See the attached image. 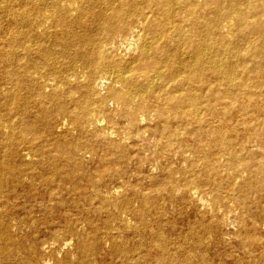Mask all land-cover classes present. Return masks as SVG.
<instances>
[{
	"label": "rangeland",
	"instance_id": "1",
	"mask_svg": "<svg viewBox=\"0 0 264 264\" xmlns=\"http://www.w3.org/2000/svg\"><path fill=\"white\" fill-rule=\"evenodd\" d=\"M72 2L75 0H62L66 5ZM72 8L73 5L65 23L77 15ZM55 15L40 27L39 24H36L38 28L31 27L29 33L56 29L59 18ZM235 19L236 14L230 12L228 20L235 22ZM253 22L250 19L249 29ZM10 29L11 25L5 22L0 45L6 42ZM229 32L226 31L232 38ZM178 39L191 46L199 41L188 22ZM114 43L115 54L124 61L140 54L127 41L116 39ZM3 58L0 53V61ZM231 58L237 62L236 57ZM17 63L33 79L31 94L36 99L52 92L63 96L68 91L77 99L79 93L70 89L65 80L68 78L72 84L90 83L93 88L101 77L113 83V77L101 69L95 71L92 82L80 65L66 72L60 62H53L52 70L61 71L56 76L53 72L30 69L24 55ZM15 79L12 69L0 73V97L10 94L6 81ZM138 80H143L140 75ZM115 87L120 89L121 84L115 83ZM106 94L104 89L97 100L89 102L90 117L84 124L70 114L55 116V134L79 142L76 150L79 164L64 163L75 174L74 178L43 181V165L47 161L41 152L43 143L34 140L19 146L20 156L27 165L14 190L0 185V219L8 237L6 243L0 242V247L7 246L11 252L6 261L0 254V264H164L155 237L162 235L167 239L168 252L182 255L191 250L190 246L186 250L181 248L184 236L198 225L203 226L204 245L192 249L196 255L192 264L202 254L209 258L210 264H263L264 170L258 165L254 171L240 169L235 173L229 161L233 153L240 151L250 162L264 167V136H255L241 126L244 119H249L252 127L258 125L257 114L249 111L246 97H240L232 106L228 119L222 117V111L230 99L214 101L212 110L205 112V119L199 125L192 111L185 109L182 114H176L174 108L163 107L152 96L134 94L124 106L106 98ZM262 103L259 98L257 104ZM36 107L32 105L31 112ZM106 110L113 113L111 119L107 118ZM6 114L7 117L0 119V133L9 135L17 115L13 110ZM166 127L173 128L175 133L170 134ZM216 129H235L237 148H221L210 139ZM20 137L24 139L26 133L20 132ZM111 142H115L121 155L115 156L109 169L103 171L101 157L107 154ZM209 160L214 167L211 173ZM169 179L172 184L168 183ZM249 180L256 187L248 193L251 216L236 199L239 187ZM233 182L234 190L230 186ZM157 185L160 186L155 191ZM155 203L160 205L159 211L155 210ZM248 237L254 239L253 244ZM85 241L93 249L83 254L79 245ZM116 249L122 252L116 253Z\"/></svg>",
	"mask_w": 264,
	"mask_h": 264
},
{
	"label": "bare ground",
	"instance_id": "2",
	"mask_svg": "<svg viewBox=\"0 0 264 264\" xmlns=\"http://www.w3.org/2000/svg\"><path fill=\"white\" fill-rule=\"evenodd\" d=\"M66 4L62 0H0V32L5 22L11 25L6 42L0 45V53L5 56L0 61V73L12 69L16 75L15 81H6L10 94L6 98L0 97V119L7 117L6 111L13 110L17 115L10 134L0 133V185L14 190L23 167L27 165L20 156L19 146L34 140L43 143L41 152L47 157L43 165V181L52 182L57 177L74 178L75 174L64 163L79 164L76 157L79 142L55 134V116L70 114L79 123H86L90 117L89 102L97 100L104 89H107L106 98L124 106L136 94L152 96L163 107L174 108L176 114L188 109L195 114L199 125L205 119V112L212 110L214 101L230 99L222 111V117L228 119L232 106L244 96L249 111L257 114L258 125L252 127L249 119H244L241 126L255 136H264V0H75ZM72 5L77 15L65 23ZM232 11L236 14L235 22L228 20ZM54 14L59 18L55 23L56 29L34 35L29 33L31 27L38 24L40 27L54 18ZM250 19L254 22L249 29ZM187 22L199 38L198 43L192 46L178 39ZM227 30L232 38L227 35ZM116 39L127 41L128 46L139 49L140 54L124 61L115 54L113 46ZM21 55L26 57V65L32 70L53 72L57 76L61 71L52 70L53 62H60L66 72L80 65L87 70L90 81L95 71L101 69L113 77V83L109 84L101 77L93 88L90 83L72 84L69 78H64L70 89L79 93L77 99L71 96L70 91L63 96L52 92L36 99L31 94L33 79L18 66ZM232 56L237 58V62ZM138 75L142 81L138 80ZM115 83L121 84V88H116ZM259 98L263 100L261 105L257 104ZM32 105L37 106L33 112L30 109ZM105 113L107 118L113 117L110 111ZM166 129L170 134L175 133L173 128ZM20 132L26 133L24 139ZM234 132L235 129H216L210 139L221 148H237ZM239 152L229 158L235 173L240 169L254 171L258 165L264 170L261 163L255 165ZM120 155L115 142H111L107 154L101 157L103 171L108 170L115 156ZM207 166L209 173L214 171L212 161L209 160ZM168 183L173 182L169 179ZM235 184L231 183L232 190ZM159 186L154 190L157 191ZM253 188L256 187L249 180L239 187L236 195L237 202L248 216L253 214L248 198ZM154 206L155 210H160L158 203ZM201 231L203 226H193L184 236L181 248L186 250L190 246L191 250L182 255L169 253L167 239L157 235L154 242L162 251L161 262L192 264L196 258L192 249L204 245ZM248 239L250 244L254 243L252 237ZM7 240L0 219V242L6 243ZM79 249L86 254L93 247L85 241ZM121 252L116 249V253ZM0 254L5 261L10 259L11 252L7 246L0 247ZM195 264H210V260L202 254Z\"/></svg>",
	"mask_w": 264,
	"mask_h": 264
}]
</instances>
